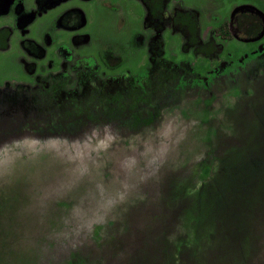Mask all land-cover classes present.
<instances>
[{
    "label": "rangeland",
    "instance_id": "rangeland-1",
    "mask_svg": "<svg viewBox=\"0 0 264 264\" xmlns=\"http://www.w3.org/2000/svg\"><path fill=\"white\" fill-rule=\"evenodd\" d=\"M151 1L2 11L0 264H264V0Z\"/></svg>",
    "mask_w": 264,
    "mask_h": 264
},
{
    "label": "flooded vegetation",
    "instance_id": "flooded-vegetation-1",
    "mask_svg": "<svg viewBox=\"0 0 264 264\" xmlns=\"http://www.w3.org/2000/svg\"><path fill=\"white\" fill-rule=\"evenodd\" d=\"M13 1L14 0H0V16H2L1 14L4 15V13H2L3 10L4 11L9 10L12 7ZM76 1H80L83 3V2H89L91 0H36V11H35L36 16H35V12L23 14L22 12H23L24 8L19 7L18 4L15 3L14 5L17 6V8H16L17 19L16 20H17V25H18V29L20 31V34L25 36L26 34L29 33V28H30L29 23H33L34 21H38V19H40L43 16L48 15L49 13L55 11L59 7H62L64 5H68L69 3L76 2ZM150 3L153 4V6L155 8H157L158 11L165 13L164 11H165V6H166V0H152ZM8 4H9V7H8L9 9L6 8L7 7L6 5H8ZM71 9L72 8H70L69 10L65 11L63 14L60 15V17H59L60 20H59L57 26L59 28L65 30V31L74 32V34H76L78 32V30L83 29V27H84L83 25L85 23L83 24V20H82L84 13L79 8H74L73 10H71ZM31 20H33V21L31 22ZM63 20L64 21L68 20L66 25L63 24ZM248 20L249 19L242 18L241 22L248 21ZM154 21H155L154 26L158 27L156 29H158L160 31L164 30L169 25L168 20H165L164 23H159V21L157 22V19H155ZM166 21H167V23H166ZM148 22L150 23V21H148ZM148 25L149 24L145 25V30L147 32L149 30ZM77 37H79V36H77ZM159 38H160V36L152 38L150 40V41H152V43H149L148 42L149 39H148V41H147L148 42V48L150 49V47H152L154 45V42L158 41ZM249 39H251V38H249ZM25 41L29 42L30 44H32L34 46L35 52H31L30 55H32L34 58H36V61H40V60L45 58V53L43 52L44 51L43 48L45 46L51 44L50 40H48V43L45 46L40 45L39 43H34L32 41H29L28 39H25ZM151 53H152V51H151Z\"/></svg>",
    "mask_w": 264,
    "mask_h": 264
},
{
    "label": "trees",
    "instance_id": "trees-1",
    "mask_svg": "<svg viewBox=\"0 0 264 264\" xmlns=\"http://www.w3.org/2000/svg\"><path fill=\"white\" fill-rule=\"evenodd\" d=\"M235 22L240 24L239 26H240L242 32H244V31L247 32V30H249L250 27L252 28V30L253 29H257L258 30V28H259L258 33L262 30L261 29L262 23L258 19L257 20L256 19H251V20L244 21V22H241V23L239 21H235ZM258 22H259V26L257 28V23ZM247 38H250V37L248 36Z\"/></svg>",
    "mask_w": 264,
    "mask_h": 264
}]
</instances>
